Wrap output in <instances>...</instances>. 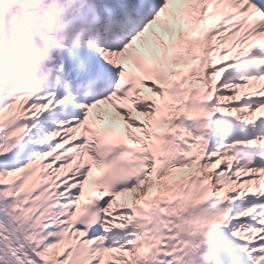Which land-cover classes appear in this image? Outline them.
Wrapping results in <instances>:
<instances>
[{"label": "snow or ice", "instance_id": "6c2138e0", "mask_svg": "<svg viewBox=\"0 0 264 264\" xmlns=\"http://www.w3.org/2000/svg\"><path fill=\"white\" fill-rule=\"evenodd\" d=\"M26 21L0 264H264V0H33L0 47Z\"/></svg>", "mask_w": 264, "mask_h": 264}, {"label": "bare ground", "instance_id": "6f19581e", "mask_svg": "<svg viewBox=\"0 0 264 264\" xmlns=\"http://www.w3.org/2000/svg\"><path fill=\"white\" fill-rule=\"evenodd\" d=\"M4 47H6V46H4ZM44 52H45V51H44ZM43 57L45 58V56H43ZM13 60H14V59H11L9 56H6L5 53L2 52V50H1V48H0V72H2V71H3V72H4V71H7L8 68H7V69H2V67H3L4 65L14 63ZM46 60H48V59H46ZM14 69H16V70H20L19 67L14 68ZM20 73H21V71H19V74H20Z\"/></svg>", "mask_w": 264, "mask_h": 264}]
</instances>
